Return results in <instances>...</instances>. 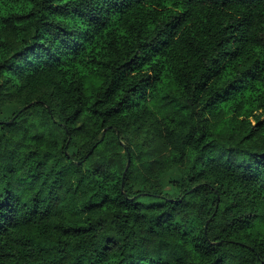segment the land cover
Here are the masks:
<instances>
[{"label":"trees","instance_id":"16d2710c","mask_svg":"<svg viewBox=\"0 0 264 264\" xmlns=\"http://www.w3.org/2000/svg\"><path fill=\"white\" fill-rule=\"evenodd\" d=\"M15 107L0 264H264V0H0Z\"/></svg>","mask_w":264,"mask_h":264},{"label":"rangeland","instance_id":"374dc122","mask_svg":"<svg viewBox=\"0 0 264 264\" xmlns=\"http://www.w3.org/2000/svg\"><path fill=\"white\" fill-rule=\"evenodd\" d=\"M20 107L8 108L0 112V119H9L15 111H18Z\"/></svg>","mask_w":264,"mask_h":264},{"label":"water","instance_id":"95a60500","mask_svg":"<svg viewBox=\"0 0 264 264\" xmlns=\"http://www.w3.org/2000/svg\"><path fill=\"white\" fill-rule=\"evenodd\" d=\"M129 165H130V156L128 155V163H127V168L129 167ZM124 177H125V175H124Z\"/></svg>","mask_w":264,"mask_h":264}]
</instances>
